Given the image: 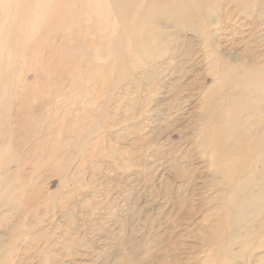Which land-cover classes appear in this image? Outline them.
Returning a JSON list of instances; mask_svg holds the SVG:
<instances>
[{
	"label": "rangeland",
	"instance_id": "obj_1",
	"mask_svg": "<svg viewBox=\"0 0 264 264\" xmlns=\"http://www.w3.org/2000/svg\"><path fill=\"white\" fill-rule=\"evenodd\" d=\"M254 56L264 0H0V264H264L199 138Z\"/></svg>",
	"mask_w": 264,
	"mask_h": 264
},
{
	"label": "bare ground",
	"instance_id": "obj_2",
	"mask_svg": "<svg viewBox=\"0 0 264 264\" xmlns=\"http://www.w3.org/2000/svg\"><path fill=\"white\" fill-rule=\"evenodd\" d=\"M149 5L151 7L150 2ZM242 8L244 6L239 10ZM262 8L257 13H261ZM158 30L160 32L161 29ZM258 59L254 56L244 62L241 72L244 82L231 88L230 92L225 91L220 107L213 111L215 114L212 117L208 116L209 122L214 117L217 123L210 129L202 128L203 133L199 137L202 138L201 151L208 152L206 155L212 175L219 178L216 184L211 185L215 197L221 199L219 205L223 211L222 216L217 215L216 218L218 228H222L221 232L214 231L216 240L224 241L230 237L232 241V234L229 233L234 228L247 230L251 236H259L264 231V222L253 226V222L264 218V65L259 64ZM181 206L182 202H179L180 210L183 209ZM215 255L218 256V253Z\"/></svg>",
	"mask_w": 264,
	"mask_h": 264
}]
</instances>
